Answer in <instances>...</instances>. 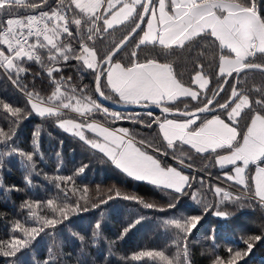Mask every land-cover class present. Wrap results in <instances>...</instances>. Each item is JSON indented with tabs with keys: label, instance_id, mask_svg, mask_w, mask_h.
Wrapping results in <instances>:
<instances>
[{
	"label": "snow or ice",
	"instance_id": "1",
	"mask_svg": "<svg viewBox=\"0 0 264 264\" xmlns=\"http://www.w3.org/2000/svg\"><path fill=\"white\" fill-rule=\"evenodd\" d=\"M118 29H123L118 40L108 41L106 50L97 47V41L104 43L105 37ZM136 37L139 39L128 62L115 59ZM141 46L159 47L163 60L159 57L140 60ZM210 50L218 69L217 86L211 89L210 78L201 63L208 58ZM178 53L190 57L195 69L188 84L176 71ZM31 63L38 65L40 71L30 72L26 65ZM68 67L94 76L93 94L86 91L87 85L78 88L70 83L72 76L64 75ZM0 70L25 100L24 107H19L0 98V196L22 191L19 185L4 181V172L13 160L19 161L24 169L25 185L31 186L33 177L41 175L35 158H42V126L37 125L32 132L31 151L17 144L21 124L33 116L54 119L58 128L102 154L106 158L102 162H110L127 177L174 194L167 208L115 187L106 192L97 187L93 198L88 187L82 190L74 187L75 177L83 175L88 165L80 166L68 176L49 177L43 173L61 191L63 200L52 197L44 201L25 199L21 203L22 214L33 224L28 226L16 219L11 223V235L0 239V257L7 258L6 264H25L22 256L31 250L37 238L41 234L53 235L61 225L67 229L68 238L78 241L82 248L83 259L77 264H111L104 256L91 259L84 255L89 243L87 235L65 223L71 222L74 214L87 212L89 204L99 208L123 199L144 209L163 212L175 209L181 197L190 196L202 205L199 214L172 216L162 222V227L171 233V245L122 256L123 264H192L190 238L194 230L205 227L202 221L209 212L227 221L233 214L220 210L219 205L229 202L243 209L244 201L264 210V84L251 88L240 86L242 77L246 78L249 73L264 74V0H0ZM29 74L31 86L26 82ZM38 79L47 81L46 95L41 94L45 91L43 88H37ZM230 80L236 82L230 83ZM225 85L230 86V94L220 103L217 97L226 91ZM105 88L110 94L105 93ZM94 94L124 105L155 106L161 115L148 111L145 115L153 119L145 126L157 125L158 135L167 149L175 152L179 147L181 157L188 160L191 156L183 151L184 146L201 156L215 154L216 165L222 169L231 166L224 178L240 186L239 194L212 185L208 190L218 198V203L208 204L199 198L198 189L190 192L195 177L162 164L146 149L165 156L167 151L144 139L136 140L126 128H111L92 119L96 113H102L113 122L144 123L139 113L110 112L93 98ZM190 101L197 104L190 106ZM180 103L184 105L182 109L178 106ZM67 112L81 119L65 118ZM206 113L213 115L211 118L202 115ZM244 116L248 119L241 131L239 122ZM174 158L182 166L192 167L185 165L184 158ZM59 168L58 164L57 172ZM199 183L201 187L205 184L203 179ZM78 191L82 195L71 201L70 196ZM145 219V216L131 219L111 245L124 239ZM218 231L217 225L206 228L210 264H240L257 243L264 241L262 224L260 234L241 238L243 249L229 246L225 250L227 255L222 256L215 253ZM101 236L102 219L92 225V242ZM60 249L59 243L49 247L43 264H62Z\"/></svg>",
	"mask_w": 264,
	"mask_h": 264
},
{
	"label": "trees",
	"instance_id": "2",
	"mask_svg": "<svg viewBox=\"0 0 264 264\" xmlns=\"http://www.w3.org/2000/svg\"><path fill=\"white\" fill-rule=\"evenodd\" d=\"M122 31L123 29H118L113 32L111 36H106L104 43L97 41V47L102 51L106 50L108 41L113 38L118 40L122 35ZM138 39L139 37H136V40L131 42L115 59L127 63L130 53L134 49ZM160 51L159 47L141 46V49L138 50V57L140 60L146 57H159L163 60V57L159 56ZM72 63L74 64L75 62L73 61ZM201 63L205 65L204 71L210 78L209 88H215L218 83L215 79V72L218 71V69L213 62L211 50L208 53V58L202 59ZM209 65H211V67ZM26 66L30 68V72L40 71L39 66L34 63ZM175 67L178 76L186 84L190 83V78L195 71L191 58L179 56ZM64 75L72 76V81L70 83L78 88L87 85L86 91L93 94L94 76L92 74L88 72L79 73L75 68L68 67L65 69ZM26 82L31 86L32 77L30 74L27 76ZM35 83L38 89L43 88L45 90L42 91L41 94L46 95L48 89L47 81L38 79ZM230 83H235V81L230 80ZM262 84H264V74L254 72L249 73L246 78L242 77L240 86L251 88ZM225 89L226 91L221 93V96L217 98L220 103H223L230 94V86L225 85ZM104 91L106 94H110V90H107V88H105ZM208 95L210 96L211 92H209ZM0 98H3L6 102L14 106L24 107L25 105L24 97L2 74V70H0ZM93 98L101 102L97 94H94ZM185 102L189 101L185 100ZM196 104V101H190V106H195ZM178 106L182 109L184 105L180 103ZM107 107L111 110H118L110 106ZM118 111L124 115L138 113L133 110ZM146 113L147 112L144 111L139 112L140 119H142L144 123H136L131 120H120L118 123L130 126L134 132H137V135L140 136L141 139H145L156 147H160L162 151H167L168 156L173 158H184L186 164H191L193 168L201 171L188 169L190 177H195L193 189L189 191L191 192L192 190L198 189L200 193L199 198H202L206 203H218V198L215 197L214 193L209 191L208 188L212 185L224 187L222 182L234 184L232 181H227L223 175V172L230 169L231 166L222 169L215 164V154L211 156L208 154L201 156L194 151L188 150L187 146H184L183 151L191 156L190 160L186 157H181V149L179 147L175 152H173L172 149H167L166 143L162 142V138L158 135V126L155 124H153L151 128L145 126L146 123L153 119V117L145 115ZM217 113H219V110H217ZM154 115H161V113L155 112ZM202 115L209 117L213 115V113ZM222 116L226 118L225 115ZM66 117L78 116L75 113L67 112ZM93 118L106 124H110L109 121L111 120V117L106 118L102 113H96ZM247 119L248 117L244 116L243 119L240 120L239 129L241 131L244 130ZM37 125L42 126L40 137V152L42 153V158L39 156L35 158L37 171L41 172V175L34 176L33 184L27 186L23 180L24 169L19 161L13 160L11 164L7 165L4 172L5 183L19 185L22 191L0 196V239H7L11 235V223L16 219H20L28 226L33 224V221L28 219L25 214H22L20 209V205L25 199L44 201L48 198L56 197L59 200H63L61 191L55 187L50 179H45L43 173H47L49 177L57 174L68 176L73 175L75 170L80 166L88 165L83 175L75 177L74 187L80 190L85 186L88 187L89 195L93 198L96 196L97 187H99L101 192H106L109 188L115 187L124 193L134 194L163 208H167L168 203L172 201L174 194L171 190H161L147 182L135 181L115 169L110 162H102V160L106 159L102 157V154L89 148L80 141L78 137L58 128L54 119L45 120L33 116L25 120L21 124L18 134L17 144L19 147L26 151L32 150V132ZM87 135L91 136V133H87ZM57 153L60 154L59 158L57 157ZM221 154H223V152H221ZM160 156L165 163L172 162L178 164V162H174L167 156ZM58 164L60 165L59 172H57ZM201 179L205 182L203 187H201L199 183ZM236 186L240 187L239 185ZM68 187L70 188L72 185H68ZM80 195H82V191H78L70 196V200L74 202ZM243 203L245 205L243 209L229 202L219 205L220 210H225L233 214L227 221L216 217L212 212H209L205 216L204 221H202L205 227L199 228L198 231L194 230V236L190 238L192 264H210L211 250L209 249L208 242L205 240L206 228L209 226H219L217 234L218 247L215 253L222 256L227 255L225 250L229 246L243 249L245 245L242 243L241 238L252 234H260L261 225L264 224V210L256 207L255 204H250L248 201H244ZM81 205L84 206L83 201H81ZM87 206L89 208L87 212L74 214L71 217V222L65 223H70V227L74 231L87 235L89 243L87 248L84 249V255H87L91 259L104 256L111 261V264H123L120 257L131 255L133 252L141 249L163 248L166 245H171V233L162 227V222L172 216L199 214L202 208V205L196 204L191 200L190 196L181 197L175 209L163 212L158 209H144L142 206L132 201H125L123 199H115L108 204L101 205L99 208H92L91 204ZM45 213L51 215L47 210H45ZM136 216H145L146 219L141 225L132 229L124 239L117 241L115 245H111L110 242L116 240V237L121 233L123 227L127 226L128 222ZM101 219L102 236L95 242H92V225H94L97 220ZM225 224H227L228 227H223ZM17 235H19V233H17ZM54 243H59L61 245L60 252L62 264H77L79 260L83 259L81 254L82 248L79 242L74 239H69L67 229L61 225L57 227L53 235L46 236L41 234V237L37 238L31 250L26 251L22 256L25 264H43V260L48 255L47 249L49 247H54ZM110 247L111 251H109ZM170 251L174 252L175 249L170 248ZM6 260L7 258L0 257V264H6ZM240 264H264V241L257 243L252 253L246 257L244 261H241Z\"/></svg>",
	"mask_w": 264,
	"mask_h": 264
},
{
	"label": "rangeland",
	"instance_id": "3",
	"mask_svg": "<svg viewBox=\"0 0 264 264\" xmlns=\"http://www.w3.org/2000/svg\"><path fill=\"white\" fill-rule=\"evenodd\" d=\"M108 90V89H107ZM98 103H100L103 107H107V106H105L104 104H102L101 102H99V101H97ZM108 108V107H107ZM109 109V108H108ZM109 111L110 112H118V113H121L120 111H116V110H111V109H109ZM133 111H136V110H133ZM136 112H140V111H136ZM122 114V113H121ZM217 114H219V113H217ZM122 115H124V114H122ZM65 118H75V119H81V118H78V117H65ZM92 119H94L97 123H104V122H102V121H100V120H98V119H95V118H92ZM109 123L111 124H106V123H104L106 126H109V127H111V128H126V129H128L129 130V133L136 139V140H139V139H141L140 138V136H138L137 135V132L135 131H133V129L130 127V126H127V125H124V124H121V123H118V121H115V122H113L112 121V119L109 121ZM86 135H87V133H86ZM92 135V134H91ZM145 140V139H144ZM148 142V141H147ZM149 143V142H148ZM147 151H149V153L150 154H152V155H154V156H156L158 159H160L161 160V162H162V164H165V165H168V166H173V167H176L178 170H182L183 171V173L185 174V175H189L190 176V172L188 171V169H193V167H186V166H182L180 163H179V160L178 159H176V158H173V157H171V159H174V161L175 162H178V164H175V163H172V162H169V163H165L164 161H163V159H162V157L160 156V155H162L161 153H157V152H154L152 149H146ZM160 154V155H159ZM185 165H187L186 163H185ZM229 167V166H228ZM230 169H228V170H226V171H224L223 172V175H224V173L225 172H227V171H229ZM221 187H223V186H221Z\"/></svg>",
	"mask_w": 264,
	"mask_h": 264
},
{
	"label": "water",
	"instance_id": "4",
	"mask_svg": "<svg viewBox=\"0 0 264 264\" xmlns=\"http://www.w3.org/2000/svg\"><path fill=\"white\" fill-rule=\"evenodd\" d=\"M97 96H98V94H97ZM98 98L103 104L110 106V107H113V108L118 109V110H136V111H146V112L152 111V112L160 113V110L155 108V106H151L149 108H144V107H140V106H136V105H124V104L114 103L111 100H106L103 97H99V96H98Z\"/></svg>",
	"mask_w": 264,
	"mask_h": 264
},
{
	"label": "built area",
	"instance_id": "5",
	"mask_svg": "<svg viewBox=\"0 0 264 264\" xmlns=\"http://www.w3.org/2000/svg\"><path fill=\"white\" fill-rule=\"evenodd\" d=\"M222 184L224 185L225 189H227L231 192H234V193H239L240 187H238L232 183H229V182H222Z\"/></svg>",
	"mask_w": 264,
	"mask_h": 264
},
{
	"label": "crops",
	"instance_id": "6",
	"mask_svg": "<svg viewBox=\"0 0 264 264\" xmlns=\"http://www.w3.org/2000/svg\"><path fill=\"white\" fill-rule=\"evenodd\" d=\"M169 118H172V117H169ZM208 118H211V116H209ZM222 118H225L224 116H222ZM226 119V118H225ZM227 122V121H226ZM174 160V159H173ZM220 167V166H219ZM230 167V166H229Z\"/></svg>",
	"mask_w": 264,
	"mask_h": 264
}]
</instances>
